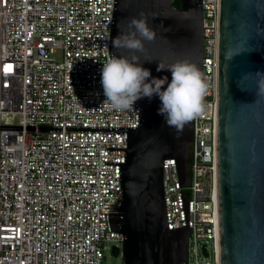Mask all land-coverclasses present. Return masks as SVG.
I'll return each instance as SVG.
<instances>
[{
  "label": "built area",
  "instance_id": "built-area-1",
  "mask_svg": "<svg viewBox=\"0 0 264 264\" xmlns=\"http://www.w3.org/2000/svg\"><path fill=\"white\" fill-rule=\"evenodd\" d=\"M201 7L207 87L192 119L189 184L179 187L169 159L162 189L168 230L186 227L188 192L187 264H218L219 0ZM112 8L113 0H0V264H102L109 247L121 253L122 235L107 221L121 198L120 166L104 163H124V151L104 148L126 149V134L114 132L139 127V105L105 102Z\"/></svg>",
  "mask_w": 264,
  "mask_h": 264
},
{
  "label": "water",
  "instance_id": "water-1",
  "mask_svg": "<svg viewBox=\"0 0 264 264\" xmlns=\"http://www.w3.org/2000/svg\"><path fill=\"white\" fill-rule=\"evenodd\" d=\"M113 0L108 43L128 32V21L144 13L156 32L139 55L152 77H168L176 60L196 65L202 76L201 0ZM120 24V29L117 27ZM151 59L152 62H146ZM264 0H219L217 38L216 195L219 264H264ZM166 87V85H165ZM139 127L117 128L126 134L120 166L121 198L107 215L110 232L122 235V264H187L188 192L180 193L186 227L168 230L162 189L165 160L174 159L179 187L189 184L192 120L181 131L158 115L161 101L142 98ZM202 254L207 257L205 247Z\"/></svg>",
  "mask_w": 264,
  "mask_h": 264
},
{
  "label": "clouds",
  "instance_id": "clouds-1",
  "mask_svg": "<svg viewBox=\"0 0 264 264\" xmlns=\"http://www.w3.org/2000/svg\"><path fill=\"white\" fill-rule=\"evenodd\" d=\"M117 27L120 29L119 23ZM155 39L156 32L149 26L148 16L144 13L140 18L133 17L128 21L127 33L119 31L112 41L113 46L118 52L128 50L130 58L123 54L112 55L103 64L101 84L105 102L114 110H132L138 100L158 96L161 101L158 115L179 132L202 112L207 86L196 65L187 60H176L166 68L159 62L157 71H170V82L167 76L152 77L150 70L142 66L137 53H144L145 42ZM145 61L150 63L153 60Z\"/></svg>",
  "mask_w": 264,
  "mask_h": 264
},
{
  "label": "rangeland",
  "instance_id": "rangeland-1",
  "mask_svg": "<svg viewBox=\"0 0 264 264\" xmlns=\"http://www.w3.org/2000/svg\"><path fill=\"white\" fill-rule=\"evenodd\" d=\"M12 122L13 123H17L18 122L17 117L13 118ZM210 262H212L211 257H210ZM102 264H122V259H121L120 256L117 257V258H114L112 256V254H111V250H110V247H109L108 250L105 251V258H104Z\"/></svg>",
  "mask_w": 264,
  "mask_h": 264
},
{
  "label": "trees",
  "instance_id": "trees-1",
  "mask_svg": "<svg viewBox=\"0 0 264 264\" xmlns=\"http://www.w3.org/2000/svg\"><path fill=\"white\" fill-rule=\"evenodd\" d=\"M181 6V3L179 0H174L173 2V7H175L176 9H179ZM190 163V159L188 160V164Z\"/></svg>",
  "mask_w": 264,
  "mask_h": 264
},
{
  "label": "snow or ice",
  "instance_id": "snow-or-ice-1",
  "mask_svg": "<svg viewBox=\"0 0 264 264\" xmlns=\"http://www.w3.org/2000/svg\"><path fill=\"white\" fill-rule=\"evenodd\" d=\"M8 68H10V66H6V69H5V70L7 71V70H8Z\"/></svg>",
  "mask_w": 264,
  "mask_h": 264
},
{
  "label": "bare ground",
  "instance_id": "bare-ground-1",
  "mask_svg": "<svg viewBox=\"0 0 264 264\" xmlns=\"http://www.w3.org/2000/svg\"><path fill=\"white\" fill-rule=\"evenodd\" d=\"M217 228H218V226H217ZM218 247V246H217ZM219 258V257H218ZM218 264H219V261H218Z\"/></svg>",
  "mask_w": 264,
  "mask_h": 264
}]
</instances>
